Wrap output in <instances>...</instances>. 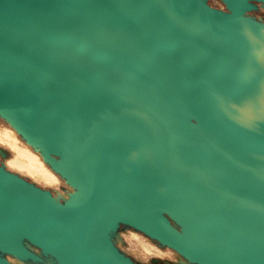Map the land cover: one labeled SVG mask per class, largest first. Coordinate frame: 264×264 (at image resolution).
I'll list each match as a JSON object with an SVG mask.
<instances>
[{
  "label": "water",
  "instance_id": "water-1",
  "mask_svg": "<svg viewBox=\"0 0 264 264\" xmlns=\"http://www.w3.org/2000/svg\"><path fill=\"white\" fill-rule=\"evenodd\" d=\"M220 1L0 0V117L73 189L0 161V264H264V0Z\"/></svg>",
  "mask_w": 264,
  "mask_h": 264
},
{
  "label": "rangeland",
  "instance_id": "rangeland-1",
  "mask_svg": "<svg viewBox=\"0 0 264 264\" xmlns=\"http://www.w3.org/2000/svg\"><path fill=\"white\" fill-rule=\"evenodd\" d=\"M210 2L215 7L225 9V5L220 0H210ZM257 17L264 19V14L257 13ZM20 154L24 155L23 159H20ZM28 158L34 162L33 170L24 163ZM0 161L6 163L5 165L10 170L27 177L40 186L53 189L57 194L67 195L73 190L64 179L48 167L40 153L28 145L1 117ZM114 241L120 250L141 264H190L174 249L161 245L148 235L128 226L120 228L114 236ZM49 261L48 259L46 264H49Z\"/></svg>",
  "mask_w": 264,
  "mask_h": 264
},
{
  "label": "flooded vegetation",
  "instance_id": "flooded-vegetation-1",
  "mask_svg": "<svg viewBox=\"0 0 264 264\" xmlns=\"http://www.w3.org/2000/svg\"><path fill=\"white\" fill-rule=\"evenodd\" d=\"M209 2H210V0H209ZM210 4L213 5L211 2H210ZM257 13L264 14V7L260 6V9H259L258 11L249 12L248 15H249V16H252V17H254V18H256V19H259V20L264 21L263 18H261V17H257ZM9 258H10V259H11V258H14V256H10ZM42 259H43V261H41V262H35V261L31 260V259L28 260V261H25V262H26V263H31V264H46L48 258L45 257V256H42Z\"/></svg>",
  "mask_w": 264,
  "mask_h": 264
},
{
  "label": "bare ground",
  "instance_id": "bare-ground-1",
  "mask_svg": "<svg viewBox=\"0 0 264 264\" xmlns=\"http://www.w3.org/2000/svg\"><path fill=\"white\" fill-rule=\"evenodd\" d=\"M19 157H20V159H23V157H24V155L23 154H20L19 155ZM25 164H26V166L28 167V168H30V169H32L33 170V168H35V165H34V162H33V160L32 159H30V158H28V160L27 161H25L24 162ZM6 164V163H5ZM8 165V164H7ZM49 167V166H48ZM134 239V238H133ZM134 240H136V239H134ZM136 242V241H135ZM136 244V243H135ZM134 245V244H133ZM137 245H139V244H137ZM142 247V246H141ZM138 248V247H137ZM143 248V247H142ZM139 249H141V248H139ZM143 250V249H142ZM145 251V250H144ZM146 253V252H145ZM144 253V254H145ZM13 262L15 263V264H30V263H25V262H21V261H19V260H17V259H14L13 258Z\"/></svg>",
  "mask_w": 264,
  "mask_h": 264
}]
</instances>
